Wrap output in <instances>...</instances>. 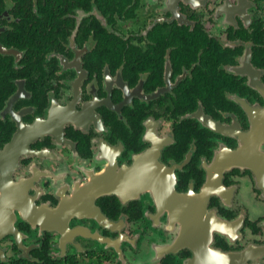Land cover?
<instances>
[{"label":"flooded vegetation","instance_id":"af4514ba","mask_svg":"<svg viewBox=\"0 0 264 264\" xmlns=\"http://www.w3.org/2000/svg\"><path fill=\"white\" fill-rule=\"evenodd\" d=\"M159 161L264 264V0H0V264H185Z\"/></svg>","mask_w":264,"mask_h":264},{"label":"water","instance_id":"95a60500","mask_svg":"<svg viewBox=\"0 0 264 264\" xmlns=\"http://www.w3.org/2000/svg\"><path fill=\"white\" fill-rule=\"evenodd\" d=\"M147 164L148 159L145 161L143 158L135 166H132L130 170L127 171L126 175H132L135 179V174L138 175ZM155 167L156 168L153 167V174L157 176V179H154L153 183L148 184L147 186L155 190V195L157 196V200L161 208L169 210L176 221L180 223V241L185 240L187 244L194 246L192 249L194 250L195 254L192 259H186L185 264H247L244 253L224 252L222 250L215 252L208 248L206 244L204 246L205 242L202 238L203 235L201 236L199 230L200 227L198 228L197 223L201 226L204 220L209 219L204 213L206 212L207 201L209 199L210 191L213 190V187H208L198 196L190 198L182 193L177 192L174 186L172 173L169 172L160 161L155 163ZM150 174L151 170L148 171V175ZM135 180L137 182L144 181V179L140 176H138ZM147 182L151 183V179L149 178V181ZM133 183L134 182L127 184L126 188L128 190L133 189ZM120 188L124 189L125 187L121 186ZM93 205V202L90 200L88 208L90 209ZM61 209L65 211L66 208L64 209L62 206L56 209V211ZM98 209L96 212H99ZM53 217L58 220L59 226L61 223L65 225V218H63L61 222L55 215H53ZM200 219L201 222H199ZM213 224L218 230V221L213 220ZM206 235L209 236V238H212L211 230L207 232ZM93 236L96 237V235ZM198 247H200V249H197Z\"/></svg>","mask_w":264,"mask_h":264},{"label":"trees","instance_id":"16d2710c","mask_svg":"<svg viewBox=\"0 0 264 264\" xmlns=\"http://www.w3.org/2000/svg\"><path fill=\"white\" fill-rule=\"evenodd\" d=\"M71 263V264H81L80 262H77L75 259H73V258H68V261H67V263L66 264H68V263ZM42 264H63V262L61 261V262H54V263H51V260L50 259H48V258H46V260L44 261V262H42ZM94 264H96V263H94Z\"/></svg>","mask_w":264,"mask_h":264},{"label":"rangeland","instance_id":"374dc122","mask_svg":"<svg viewBox=\"0 0 264 264\" xmlns=\"http://www.w3.org/2000/svg\"><path fill=\"white\" fill-rule=\"evenodd\" d=\"M147 258L149 259V254L147 255Z\"/></svg>","mask_w":264,"mask_h":264},{"label":"clouds","instance_id":"9594fccd","mask_svg":"<svg viewBox=\"0 0 264 264\" xmlns=\"http://www.w3.org/2000/svg\"><path fill=\"white\" fill-rule=\"evenodd\" d=\"M68 264H71L70 262Z\"/></svg>","mask_w":264,"mask_h":264}]
</instances>
